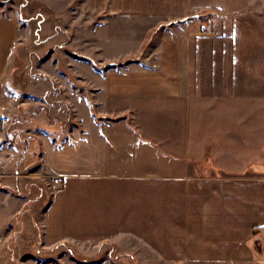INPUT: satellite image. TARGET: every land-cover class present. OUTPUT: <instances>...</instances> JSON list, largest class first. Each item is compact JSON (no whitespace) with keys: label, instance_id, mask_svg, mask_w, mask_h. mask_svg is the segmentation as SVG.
<instances>
[{"label":"crops","instance_id":"obj_1","mask_svg":"<svg viewBox=\"0 0 264 264\" xmlns=\"http://www.w3.org/2000/svg\"><path fill=\"white\" fill-rule=\"evenodd\" d=\"M85 3L99 17L93 44L99 66L139 57L149 35L159 37L142 60L78 78L79 88L91 83L95 128L79 160L96 164L50 174L60 179L40 218L46 239L117 248L131 242L129 250L177 263L264 262L261 126L247 121L244 107L214 104L224 102L231 87L239 93L245 80L236 74L220 79L214 101L217 79L199 75L193 62L198 15L192 0ZM126 23L143 39L133 52L106 53L114 47L112 31ZM19 33L16 15L0 14V103ZM231 80L241 84L231 86ZM248 144L252 163L245 158ZM5 152L0 148V180L7 182L12 174L4 170Z\"/></svg>","mask_w":264,"mask_h":264},{"label":"rangeland","instance_id":"obj_2","mask_svg":"<svg viewBox=\"0 0 264 264\" xmlns=\"http://www.w3.org/2000/svg\"><path fill=\"white\" fill-rule=\"evenodd\" d=\"M192 3L198 15L193 22L195 29L191 30L192 40L198 42L193 51L197 72L209 80L217 79L214 101L220 94L218 86L223 84L220 79L228 81L225 76L232 79L236 74L245 80L239 93L231 87L230 96L214 104L244 107L243 116L250 119L247 121L260 124V136L256 138L262 142L264 160V0ZM0 14L16 15L20 22L19 37L1 88L5 93L0 103V148L6 149L2 163L12 178L0 180V264H43L39 259L48 258L55 260L48 264H264L254 259L244 263L163 261L141 249L129 250L131 242L122 248L108 243L80 246L49 242L40 218L60 179L50 174L96 164L79 160L78 150L86 140L90 142L95 128L91 83L79 88L82 83L78 78L142 60L159 35H149L139 57L99 66L93 53L99 17L89 13L85 0H0ZM122 26L112 31L115 40L109 43L114 47L106 49V53L133 52L139 39H143L132 24ZM234 84L241 83L231 80L230 85ZM239 131L244 132L242 128ZM248 134L247 128V138L252 140L247 143H252L253 136ZM249 145L245 158L250 157L247 162L252 163ZM55 146L62 149L53 151ZM262 167L264 175V161ZM7 188L9 193L5 192Z\"/></svg>","mask_w":264,"mask_h":264},{"label":"trees","instance_id":"obj_3","mask_svg":"<svg viewBox=\"0 0 264 264\" xmlns=\"http://www.w3.org/2000/svg\"><path fill=\"white\" fill-rule=\"evenodd\" d=\"M39 261L43 264H48V263H52L54 262L55 260L53 258H48V259H39ZM102 261H99V262H96L97 264L101 263ZM113 264H117V263H114Z\"/></svg>","mask_w":264,"mask_h":264}]
</instances>
